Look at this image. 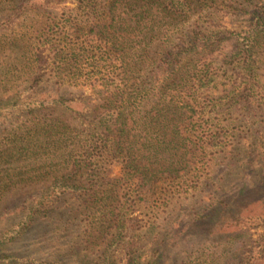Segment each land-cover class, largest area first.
I'll return each mask as SVG.
<instances>
[{
    "label": "trees",
    "instance_id": "1",
    "mask_svg": "<svg viewBox=\"0 0 264 264\" xmlns=\"http://www.w3.org/2000/svg\"><path fill=\"white\" fill-rule=\"evenodd\" d=\"M260 131L264 0H0V264H40L17 246L41 225L58 232L57 204L82 197L92 233L114 234L107 252L125 245L98 264H169L140 260L127 233L134 212L157 220L180 201L200 229L179 237L196 236L186 264H264V234L258 251L244 245L247 208L264 196ZM217 156L242 177L222 187ZM205 186L215 192L194 203Z\"/></svg>",
    "mask_w": 264,
    "mask_h": 264
},
{
    "label": "rangeland",
    "instance_id": "2",
    "mask_svg": "<svg viewBox=\"0 0 264 264\" xmlns=\"http://www.w3.org/2000/svg\"><path fill=\"white\" fill-rule=\"evenodd\" d=\"M260 135L261 138H264V132L260 131ZM213 171L212 178L215 179L216 176L220 177L222 180L221 186L223 187V185H226L228 182L242 177L243 168L239 167L236 160L232 157H228V160H225L222 159L221 156H217L213 165ZM111 175L118 176L119 168L112 167ZM222 187L219 188L221 189ZM234 188L235 184L230 191H233ZM38 191V188H32L17 193H15V191L11 192L7 197L3 210L11 211L20 209L23 205H28L27 203L31 201L32 197L36 196ZM214 192V187L205 186L202 188V191L191 200L197 203L198 200L207 199V197H210ZM252 195L259 196V194ZM263 197L264 196H262L261 200L249 204L245 216L248 235L247 238H245L244 245L247 249H253L255 252L261 247L260 238L264 234ZM83 201V197L79 199L63 198L57 204L56 208L57 219L54 224L58 225V232L52 230L50 227L44 228V226L47 225H41L35 230L32 229L28 237L31 235L38 247L34 245V248H30L26 243V241L30 243L26 240V238H28L26 237L21 245L17 246V248L22 247L19 251L26 255H30L31 252L35 253L30 256L29 259L37 255L38 263L40 264H48L50 262V258L47 256L49 254H54L55 256L61 255V257L57 259L56 264H98L105 255H108L111 260H115V258L119 257L120 253L124 251L125 245H119L116 250H110V253L107 252V241L110 239V236L114 234L111 228L107 229L106 226L103 229L98 228L97 223L94 224L99 232H97V234L92 233L91 223L89 222L91 221L90 215L93 210H90ZM187 202L188 201L175 202L169 207L166 215L163 214L157 220H155V217L153 218L147 215V213H133V215L139 217L141 221L135 228L129 229L127 236L129 235V237H131L133 235L136 237L137 241H140L138 246L140 260H144V258L155 260L160 253H165V257L169 261V264H186L185 262H189L192 257L198 255V250H195L197 245L196 236H194V239L190 240H179L181 236H184L186 239L187 234L191 235L194 234L193 232L195 231H200V229L195 230L194 224H188L185 221V214L188 213L186 209L189 208L186 206ZM196 205L197 204H195V206ZM213 220H216V218H213ZM211 224V221L206 220L203 224L205 226L201 227V229ZM168 228H173L175 230L168 232V239H164V231ZM137 237L142 238L138 239ZM213 242H206V244L214 247L216 243H219V247L223 246L221 240L213 239ZM215 248L217 247L215 246ZM187 255L189 258H186ZM69 256H71V258H69ZM223 259L227 260L228 257H223Z\"/></svg>",
    "mask_w": 264,
    "mask_h": 264
}]
</instances>
